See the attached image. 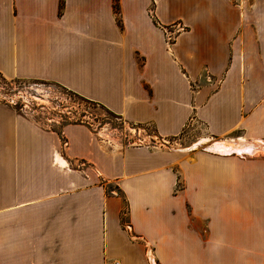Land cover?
<instances>
[{"label":"crops","instance_id":"obj_1","mask_svg":"<svg viewBox=\"0 0 264 264\" xmlns=\"http://www.w3.org/2000/svg\"><path fill=\"white\" fill-rule=\"evenodd\" d=\"M0 74L216 139L120 144L0 101V264H264V0H0Z\"/></svg>","mask_w":264,"mask_h":264},{"label":"rangeland","instance_id":"obj_2","mask_svg":"<svg viewBox=\"0 0 264 264\" xmlns=\"http://www.w3.org/2000/svg\"><path fill=\"white\" fill-rule=\"evenodd\" d=\"M174 37V33L171 34ZM197 88V84H194ZM0 101L11 104L16 110L27 113L47 128L59 129L68 121L83 120L96 131L107 134L120 144L141 143L149 146L175 148L190 147L201 139H206L205 147L215 138L210 137L202 125H187L179 137L160 141L151 127H133L111 115L102 107L85 103L54 83L33 80L4 79L0 77ZM213 147V146H210ZM111 189L117 190L114 185ZM118 192V191H117Z\"/></svg>","mask_w":264,"mask_h":264},{"label":"trees","instance_id":"obj_3","mask_svg":"<svg viewBox=\"0 0 264 264\" xmlns=\"http://www.w3.org/2000/svg\"><path fill=\"white\" fill-rule=\"evenodd\" d=\"M114 7H119V0H114ZM154 21H155L156 24H158L157 21H156L155 19H154ZM0 77H2V78H4V79H7V78H5V77H4L3 75H1V74H0ZM14 80H15V79H14ZM17 80H25V79H17ZM33 81H38V80H33ZM41 82H45V81H41ZM57 86H59L60 88H63V87H61L60 85H57ZM63 89L66 90V91H68L69 93H71L72 95H74L75 97H77L78 99L84 101L85 103L95 104V105H98V106L102 107L103 109H105L106 111H108L111 115H113V116H115V117L118 118V115L114 114L113 112H111L110 110H108L107 108H105V107H104L103 105H101L100 103H98V102H96V101H93V100H89V99L84 98V97H81V96H79L78 94H76V93H74V92H72V91H70V90H67V89H65V88H63ZM69 123H87V124H90V123L85 122V121H83V120L68 121V122H66V123H64V124H69Z\"/></svg>","mask_w":264,"mask_h":264},{"label":"built area","instance_id":"obj_4","mask_svg":"<svg viewBox=\"0 0 264 264\" xmlns=\"http://www.w3.org/2000/svg\"><path fill=\"white\" fill-rule=\"evenodd\" d=\"M183 29H185V27H184V25L181 23V21H178L177 23H175L174 25H172V26H170V27H167L166 28V31H167V33H168V39H169V43L171 44V43H173L174 42V37H172V33H174V35L177 33V32H179V31H181V30H183ZM128 227V226H127ZM115 264H120L119 262H116Z\"/></svg>","mask_w":264,"mask_h":264}]
</instances>
